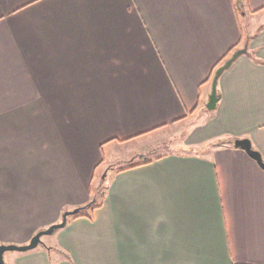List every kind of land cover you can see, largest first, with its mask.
Masks as SVG:
<instances>
[{
	"label": "crops",
	"instance_id": "crops-1",
	"mask_svg": "<svg viewBox=\"0 0 264 264\" xmlns=\"http://www.w3.org/2000/svg\"><path fill=\"white\" fill-rule=\"evenodd\" d=\"M237 138L264 161V0H0V244L104 187L5 264H264V169Z\"/></svg>",
	"mask_w": 264,
	"mask_h": 264
},
{
	"label": "water",
	"instance_id": "water-1",
	"mask_svg": "<svg viewBox=\"0 0 264 264\" xmlns=\"http://www.w3.org/2000/svg\"><path fill=\"white\" fill-rule=\"evenodd\" d=\"M248 38V37H247ZM246 38V39H247ZM247 52L246 47H240L237 48L235 51H233V53L221 64L217 67V69L215 70L213 79H212V89L208 98V101L206 103V106L208 109H213L216 106L217 100L219 98V94L216 91V82H217V77L219 76V74L223 71V69H225L226 67H228L231 62L241 53ZM234 145L236 147H241L243 148L250 156H252L254 159H256V161L258 162V164L264 169V161L261 158L260 153L253 149L251 147V143L249 141V139L247 138H237L234 140ZM77 211V209H73L71 211H65L62 214V218L60 221L52 223L51 225H49L48 227L44 228V229H40L38 230L29 240L28 243L25 244H14V243H2L0 244V264H5L4 262V252L7 250H19V251H25L28 249H31L33 247H35L38 243L41 242V235L43 234H48L53 232L56 228H59L61 226H63L66 222V217L69 214H73Z\"/></svg>",
	"mask_w": 264,
	"mask_h": 264
},
{
	"label": "trees",
	"instance_id": "trees-1",
	"mask_svg": "<svg viewBox=\"0 0 264 264\" xmlns=\"http://www.w3.org/2000/svg\"><path fill=\"white\" fill-rule=\"evenodd\" d=\"M237 48V46H233L231 49H229V51H227V53H225L220 59L219 62L217 63V66L220 62L224 61L227 56L229 54H231L235 49ZM103 183V179L101 178L100 181L97 183L96 187L94 188V190L91 191V198L89 199V201L87 203H85L84 205L77 207V211L75 213H73L74 215L79 214L80 212H82L83 210H86L87 208H89L90 206L96 204V197L98 195L102 196L103 195V191H100L99 187L102 185Z\"/></svg>",
	"mask_w": 264,
	"mask_h": 264
},
{
	"label": "rangeland",
	"instance_id": "rangeland-1",
	"mask_svg": "<svg viewBox=\"0 0 264 264\" xmlns=\"http://www.w3.org/2000/svg\"><path fill=\"white\" fill-rule=\"evenodd\" d=\"M195 120H197V119H195ZM200 120L202 121L203 120V116L201 115L200 116ZM177 129V128H176ZM165 131V130H164ZM170 131V130H169ZM177 130H175V132H176ZM169 135V136H168ZM168 135H164V138H166L167 140H165V142H162V144L163 145H165V147H162V146H158V148L156 147V148H154L155 150H156V152L155 153H162V152H165V151H171V150H174V149H176V147L174 146L175 144H173V142L171 141V140H173V139H171V138H177L176 136L174 137L172 134H170V133H168ZM162 147V148H161ZM155 153H153V154H155ZM153 154H150V155H148L149 157L150 156H152ZM144 158H146V157H144ZM102 176H103V172L101 171V173H100V171L97 173V175L95 176V180H94V182L96 181V180H100V178H102ZM103 184L99 187V189H100V191H103ZM96 199L98 200L99 199V195L96 197ZM56 229H58V228H56ZM55 229V230H56ZM54 230V231H55ZM52 233V232H51ZM47 235V234H46ZM46 237V236H45Z\"/></svg>",
	"mask_w": 264,
	"mask_h": 264
}]
</instances>
